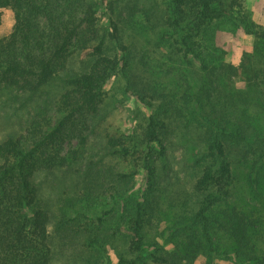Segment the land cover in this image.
<instances>
[{
  "label": "trees",
  "instance_id": "trees-1",
  "mask_svg": "<svg viewBox=\"0 0 264 264\" xmlns=\"http://www.w3.org/2000/svg\"><path fill=\"white\" fill-rule=\"evenodd\" d=\"M105 2L0 0V22L4 9L15 19L0 36V92L60 88L50 114L0 141V264L73 263L77 236L90 252L120 239L117 264H193L200 254L206 264H264V25L243 0H165L163 11ZM222 27L255 38L239 65L215 44ZM118 74L151 110L139 133L102 129L106 85ZM163 79L177 80L164 92ZM173 145L193 147L190 193ZM46 172L74 182L72 217L58 219L43 199ZM140 174L143 186L123 189ZM164 218L173 250L148 240Z\"/></svg>",
  "mask_w": 264,
  "mask_h": 264
},
{
  "label": "rangeland",
  "instance_id": "rangeland-1",
  "mask_svg": "<svg viewBox=\"0 0 264 264\" xmlns=\"http://www.w3.org/2000/svg\"><path fill=\"white\" fill-rule=\"evenodd\" d=\"M107 1L109 0H105ZM123 2L126 0H122ZM143 4L154 5L155 8H159L161 11L166 6L165 0H141ZM243 5L250 13L252 20L258 25H264V0H243ZM139 19L142 16H138ZM14 13L10 9H4L2 11V18L0 22V36H8L14 25ZM107 22L106 16H102V23ZM215 44L225 51V59L234 65H239L246 54L254 53L255 38L253 35L247 34L242 28L234 27H222L217 30ZM164 53V50H161ZM198 72V69L196 70ZM164 84L169 88H173V84L177 79L167 81L163 79ZM237 86L244 88L245 84L240 80L236 81ZM60 88L58 82L52 83L46 87L39 94L33 97L28 95H16L15 92L9 90H3L0 92V141L10 135H21L25 133L26 129L32 122V120L41 115H47L52 112L55 107L56 101L59 97ZM105 115L107 120L102 129H119L120 131L127 132L136 129L140 132V125L145 124L146 119L151 114L150 108L144 106L133 95L126 92V80L121 74L113 77L106 85V104L104 106ZM179 144V143H178ZM181 145V144H179ZM98 145H94V150L98 149ZM182 146V145H181ZM193 147L189 146L186 149L180 148L177 145H173L170 158L175 164V170L182 178L184 189L187 193L192 191V173L189 171L188 166L192 161ZM110 164L116 166L121 170H130L128 164L120 160H111ZM66 177V178H65ZM37 182L42 185L43 199L49 202L52 209V213L59 219L64 216L72 217L71 209L67 206V200L73 197L74 182L70 180L66 175L60 172H46L38 176ZM144 185V175L140 174L136 178L134 186L122 185L123 189L133 190L138 189ZM177 202V199L175 203ZM168 204L166 207H169ZM168 221L166 218L159 220L157 224H154L153 230L149 228L148 240L151 242L157 241L166 250H173L174 244L167 241L169 231H167ZM82 237H73L71 241L73 263H69V257L62 256L58 258L57 264H86L84 260L90 258L93 264H117L118 253L122 250L125 251L120 239H116L111 244L104 246L103 252H90L84 248L81 244L83 242ZM68 246V245H67ZM66 246V247H67ZM152 249L150 250V252ZM68 257V258H67ZM207 257L205 255H198L193 264H206ZM150 264H153L150 262ZM187 264V262H186ZM216 264H233L231 261L224 259L216 260Z\"/></svg>",
  "mask_w": 264,
  "mask_h": 264
}]
</instances>
